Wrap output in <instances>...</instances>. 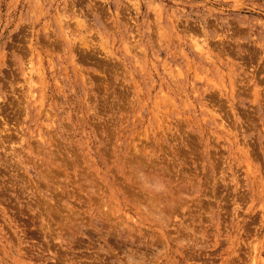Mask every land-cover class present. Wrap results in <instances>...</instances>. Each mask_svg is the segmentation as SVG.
<instances>
[{
    "label": "rangeland",
    "instance_id": "1",
    "mask_svg": "<svg viewBox=\"0 0 264 264\" xmlns=\"http://www.w3.org/2000/svg\"><path fill=\"white\" fill-rule=\"evenodd\" d=\"M0 264H264V0H0Z\"/></svg>",
    "mask_w": 264,
    "mask_h": 264
},
{
    "label": "bare ground",
    "instance_id": "2",
    "mask_svg": "<svg viewBox=\"0 0 264 264\" xmlns=\"http://www.w3.org/2000/svg\"><path fill=\"white\" fill-rule=\"evenodd\" d=\"M155 187V186H154ZM155 194V193H154ZM172 203V202H171ZM153 206V205H152ZM177 207V206H176ZM172 213V212H171ZM172 215V214H171ZM162 218V217H161ZM132 255V254H131ZM251 258V257H250Z\"/></svg>",
    "mask_w": 264,
    "mask_h": 264
}]
</instances>
